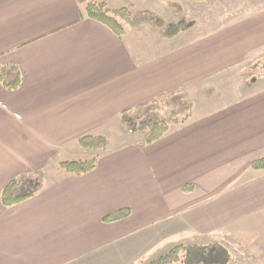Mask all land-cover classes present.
<instances>
[{
    "label": "crops",
    "instance_id": "0c3cea01",
    "mask_svg": "<svg viewBox=\"0 0 264 264\" xmlns=\"http://www.w3.org/2000/svg\"><path fill=\"white\" fill-rule=\"evenodd\" d=\"M90 1L0 0V65L22 73L16 90L0 84V194L21 174L44 178L35 196L0 201V264H130L178 244H216L226 264H264V170L251 169L264 156V79L207 109L192 100L190 117L151 144L107 138L122 110L257 62L264 10L170 50L191 27L157 35L162 49L144 57L126 30L116 36L87 16ZM151 1L130 4L155 12L162 3ZM86 135L108 147L91 171L67 174L65 155L94 151L77 146ZM122 208L130 215L102 221Z\"/></svg>",
    "mask_w": 264,
    "mask_h": 264
},
{
    "label": "trees",
    "instance_id": "16d2710c",
    "mask_svg": "<svg viewBox=\"0 0 264 264\" xmlns=\"http://www.w3.org/2000/svg\"><path fill=\"white\" fill-rule=\"evenodd\" d=\"M87 16L108 27L116 36H121L127 28L148 26L156 30L163 39H172L188 28V22L164 23L154 12L138 10L130 12L126 7L109 9L100 3L90 1L86 4ZM260 61L251 66H259ZM264 66V62L262 63ZM22 73L14 65H0V84L9 91L16 90L21 83ZM194 103L184 91H175L166 96L146 102L120 112L119 122L128 133L145 134L142 144H151L162 138L171 127L182 125L191 115ZM77 146L94 150H104L108 140L100 135H86L77 139ZM58 166L67 174L82 175L96 166V156L85 160H62ZM251 169L264 170V156L251 163ZM44 178L40 173L21 174L3 187L0 201L4 207L16 205L35 196L43 187ZM130 215L129 208H122L103 217L105 223L115 222ZM228 254L221 246L212 244L202 246L174 245L165 253L149 260L130 264H226Z\"/></svg>",
    "mask_w": 264,
    "mask_h": 264
},
{
    "label": "rangeland",
    "instance_id": "374dc122",
    "mask_svg": "<svg viewBox=\"0 0 264 264\" xmlns=\"http://www.w3.org/2000/svg\"><path fill=\"white\" fill-rule=\"evenodd\" d=\"M95 2L112 10L126 7L130 12H136L146 8V4L134 3L132 5L130 0H97ZM149 2L153 3L151 0ZM159 2L162 4L157 6L158 8L154 13L164 23L185 20L188 22V27H191L187 33L181 34L165 44L169 50L213 33L230 22L236 24L237 21L254 16V14L264 10V0H202L198 3L196 0H159ZM147 8L151 7L148 5ZM126 31L129 35L127 38H130L131 43L142 52V56L155 55L159 49H162L160 44L164 42L158 38L157 35L159 34L156 30L147 26L137 30L127 28ZM123 37L126 39L124 35ZM127 44L132 51V45L129 42ZM258 61H260L259 66L254 68L252 66L247 67L246 63L240 65L238 69L231 68L212 81L211 87L194 86L188 90L187 98L196 101L199 108L207 109L210 108L211 103H220L225 101L227 97H236L243 92H250L255 84L264 79V66L262 65L264 54L258 57ZM107 138L112 147H115L121 144L142 142L145 134L141 132L131 134L121 126L119 130H111ZM95 152L99 151L91 150L88 153L81 152L82 154L72 153L65 155V158L85 160L93 157Z\"/></svg>",
    "mask_w": 264,
    "mask_h": 264
}]
</instances>
